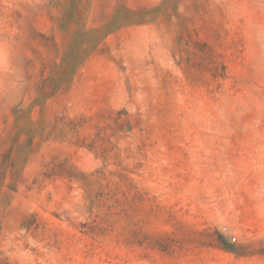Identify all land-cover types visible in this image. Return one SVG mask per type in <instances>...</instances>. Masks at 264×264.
Listing matches in <instances>:
<instances>
[{"label": "rangeland", "instance_id": "obj_1", "mask_svg": "<svg viewBox=\"0 0 264 264\" xmlns=\"http://www.w3.org/2000/svg\"><path fill=\"white\" fill-rule=\"evenodd\" d=\"M0 264H264V0H0Z\"/></svg>", "mask_w": 264, "mask_h": 264}]
</instances>
